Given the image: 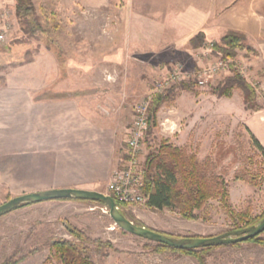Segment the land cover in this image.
Returning a JSON list of instances; mask_svg holds the SVG:
<instances>
[{"label": "rangeland", "instance_id": "rangeland-1", "mask_svg": "<svg viewBox=\"0 0 264 264\" xmlns=\"http://www.w3.org/2000/svg\"><path fill=\"white\" fill-rule=\"evenodd\" d=\"M0 1V9L9 7L13 12L7 43L0 50V86L20 81L28 85L27 65L33 59L83 58L84 67L69 68L71 75L77 77L79 70L78 81L84 80L90 86L89 91H106L113 97L125 93L126 98L117 101L122 100L129 122L131 115L133 118L132 107L158 78L175 64L190 70L197 63L194 59L201 47L207 43L219 45L230 32L205 37L203 45L197 49L188 45L185 50L176 51H128L126 44L130 36L126 26L134 15L151 12L147 3L28 0L18 13L16 0ZM261 14L264 16V5ZM260 21L264 25V18ZM244 45L245 49L237 50L236 57L227 59L236 66L218 75L210 85H192L188 92L173 89L177 84L168 91V100L159 109H162L161 125L147 131L142 157L144 163L162 140L186 149L195 154L199 162L208 161L212 171L223 176L235 213L247 212L250 218L260 219L264 218V159L252 138L264 148V74L257 64L255 49L247 39ZM219 59H222L221 54L214 51L206 61ZM235 74L253 88L254 104L260 110H246L237 88L231 90L230 96L215 95L217 87L225 85L226 79ZM106 82L111 88H105ZM169 126L172 133L165 130ZM159 129L167 139L158 135ZM248 174L258 177L257 185L245 181ZM236 176L240 179H235ZM103 194L108 195L107 191ZM14 197L17 196H9L0 203ZM120 211L127 219L176 237H215L232 228L230 218L216 201L207 205L203 214L207 221L187 220L169 210H150L146 205L122 206ZM65 225L82 232L91 241L112 245V249L103 247L102 255L91 254L94 264H199L195 257L157 249L156 244L121 231L98 203L62 200L21 207L0 218V264H44L51 242H77L67 233ZM259 238L264 239V233ZM90 246L93 248L92 244ZM200 256L205 264H264V244L226 245ZM46 264L60 263L52 259Z\"/></svg>", "mask_w": 264, "mask_h": 264}, {"label": "crops", "instance_id": "crops-1", "mask_svg": "<svg viewBox=\"0 0 264 264\" xmlns=\"http://www.w3.org/2000/svg\"><path fill=\"white\" fill-rule=\"evenodd\" d=\"M125 2L147 3L151 9L126 26L128 51L185 50L199 33L209 38L236 31L255 49L264 74V0ZM84 64L83 58L33 59L27 65L28 85L0 86V202L59 189L105 193L113 170L123 165L131 122L117 99L126 94L89 91L84 80L78 81L79 70L77 78L69 69ZM165 130L172 133L170 126Z\"/></svg>", "mask_w": 264, "mask_h": 264}, {"label": "trees", "instance_id": "trees-1", "mask_svg": "<svg viewBox=\"0 0 264 264\" xmlns=\"http://www.w3.org/2000/svg\"><path fill=\"white\" fill-rule=\"evenodd\" d=\"M26 1L28 0H16V11L18 13L23 10V5ZM204 39L205 36L202 33L197 34L190 39V48H200L203 45ZM221 43L219 45H214V51L220 53L224 60L233 59L236 57L237 50L245 49L244 44L246 43V37L241 33L230 31L222 38ZM192 85L193 84L181 83L173 89L180 88L182 91L189 92L190 86ZM233 88H237L241 91L243 104L246 110H260L259 106L254 104L256 98L255 91L242 78L238 77L237 74L226 79V83L222 87H217L215 95L218 97L230 96V92ZM171 91L172 90H170V92ZM170 92H167L165 95H156L152 99L148 110V132L158 128L157 113L160 106L167 102ZM252 141L262 155V159H264L263 146L254 138H252ZM210 166L211 164L209 165L208 161L199 162L196 155L188 153L186 149L174 146L166 140H162L159 147L155 151L150 152L143 163V193L146 197V207L154 211L169 210L187 220L207 221L208 219L204 216L207 205L210 201H216L220 209L230 218L232 224L231 231L248 228L262 220L263 218H250L247 212L235 213L232 210L229 202L227 184L223 176L215 174ZM248 175L249 177H244L245 181L252 186L257 185L258 177L255 175ZM235 179L240 178L236 176ZM28 205L29 204L22 205L21 207ZM102 206L105 208L104 205ZM121 213L126 216L123 212ZM128 220L135 225L144 226L132 219L128 218ZM65 228L67 233L74 237L77 242L65 240L51 242L49 247L50 254L44 264L50 263L52 259L58 261L60 264H94L91 259L92 253L102 255L101 249L103 247L112 249L110 243L104 244L99 240L91 241L86 238L82 232L66 225ZM259 236L246 242L264 244V239H260ZM91 244L93 248H91ZM156 246L157 249L160 250H168L195 257L198 259L199 264H205L201 260L200 255L215 248H204L197 251H177L159 244H156Z\"/></svg>", "mask_w": 264, "mask_h": 264}, {"label": "built area", "instance_id": "built-area-1", "mask_svg": "<svg viewBox=\"0 0 264 264\" xmlns=\"http://www.w3.org/2000/svg\"><path fill=\"white\" fill-rule=\"evenodd\" d=\"M13 12L9 7L0 9V50L7 43V36L12 25ZM205 45V44H204ZM214 52V44L199 50L194 59L196 63L190 70H183L182 65L175 64L171 70L158 78L140 101L132 107L133 118L128 129L123 165L113 170L107 185V194L120 206L146 205L143 193V146L149 129V106L156 95H165L174 85L191 83L197 87H205L214 79L235 67L231 60L219 59L207 62ZM205 61V63H204ZM106 210V208H105ZM107 211V210H106Z\"/></svg>", "mask_w": 264, "mask_h": 264}, {"label": "water", "instance_id": "water-1", "mask_svg": "<svg viewBox=\"0 0 264 264\" xmlns=\"http://www.w3.org/2000/svg\"><path fill=\"white\" fill-rule=\"evenodd\" d=\"M57 200H83L102 204L105 206L114 225L121 231L177 251H197L204 248L235 245L246 242L264 233L263 218L257 224L248 228L230 231L215 237L194 238L170 236L156 232L145 226L135 225L121 213L111 196L99 192L77 189L49 190L11 198L0 205V218L20 208L22 205H33Z\"/></svg>", "mask_w": 264, "mask_h": 264}]
</instances>
